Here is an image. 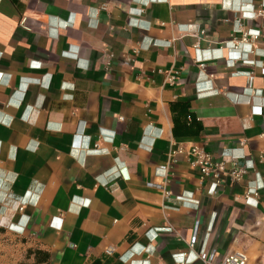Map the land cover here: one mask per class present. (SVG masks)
I'll list each match as a JSON object with an SVG mask.
<instances>
[{"label": "crops", "instance_id": "crops-1", "mask_svg": "<svg viewBox=\"0 0 264 264\" xmlns=\"http://www.w3.org/2000/svg\"><path fill=\"white\" fill-rule=\"evenodd\" d=\"M263 2L0 0V264H264Z\"/></svg>", "mask_w": 264, "mask_h": 264}, {"label": "built area", "instance_id": "built-area-1", "mask_svg": "<svg viewBox=\"0 0 264 264\" xmlns=\"http://www.w3.org/2000/svg\"><path fill=\"white\" fill-rule=\"evenodd\" d=\"M256 16H264V2L262 3L259 10L253 15ZM259 33L252 34L250 32H244L242 37V42H247L248 40L254 42L259 38ZM232 46H237L236 44H232ZM229 64L234 65L233 62H229ZM253 85V77L249 78L248 87L251 89ZM92 152H98V145L95 144L94 150ZM188 154L191 158V164L195 167H198L201 180H209L211 181L210 187L207 190L209 195H215L217 193V189L224 182L225 178H230L233 182H240L247 172L253 168V164L249 161H244L245 163H241L240 159L230 153H224L221 156V159H215L209 152H207L204 148L192 145L188 149L178 147L170 152V156L175 155L177 153H185ZM230 164V166H228ZM148 187L161 191L165 197L170 195L169 191L165 189V185L163 183L150 182L148 183ZM255 195L256 189H249L247 192V197L249 195ZM197 207V206H196ZM196 231L193 234L190 247L196 243ZM198 260H200L203 264H215L216 253L215 251L205 252L202 251L198 254ZM185 261V260H184ZM187 263V262H185ZM248 258L246 254L242 252H235L233 254L227 255L221 260V264H247Z\"/></svg>", "mask_w": 264, "mask_h": 264}, {"label": "trees", "instance_id": "trees-1", "mask_svg": "<svg viewBox=\"0 0 264 264\" xmlns=\"http://www.w3.org/2000/svg\"><path fill=\"white\" fill-rule=\"evenodd\" d=\"M31 257H34V263L33 264H46L49 262V254L45 251L41 250H28L26 259H31ZM22 264H27L23 262Z\"/></svg>", "mask_w": 264, "mask_h": 264}]
</instances>
